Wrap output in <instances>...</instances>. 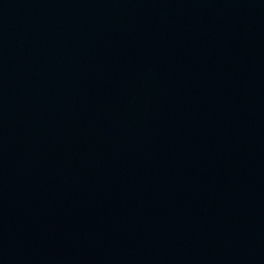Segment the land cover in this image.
I'll use <instances>...</instances> for the list:
<instances>
[{"label": "water", "instance_id": "water-1", "mask_svg": "<svg viewBox=\"0 0 264 264\" xmlns=\"http://www.w3.org/2000/svg\"><path fill=\"white\" fill-rule=\"evenodd\" d=\"M0 264H264V0H0Z\"/></svg>", "mask_w": 264, "mask_h": 264}]
</instances>
